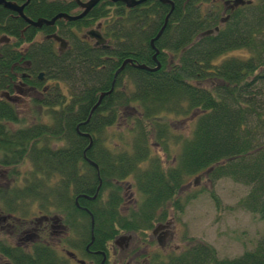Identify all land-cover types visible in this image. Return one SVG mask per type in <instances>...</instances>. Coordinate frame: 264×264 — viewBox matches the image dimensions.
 <instances>
[{
  "label": "trees",
  "instance_id": "obj_1",
  "mask_svg": "<svg viewBox=\"0 0 264 264\" xmlns=\"http://www.w3.org/2000/svg\"><path fill=\"white\" fill-rule=\"evenodd\" d=\"M170 1L174 11L154 46L169 4L149 0L128 9L106 1L72 25L77 31L45 28L43 35L58 34L70 43L64 52L53 39L35 42L38 31H25L23 19L0 7V36L15 42L0 45V94L23 80L34 94L29 103L35 120H23L19 108L0 99V166L9 169L1 206L56 212L69 218L81 249L93 244L104 251L122 235L146 244L172 211L183 210L178 199L188 179L206 173L213 182L228 178L249 188L242 208L264 222V0H245L252 4L233 12L227 8L231 0ZM53 9L37 0L25 14L49 19L59 12ZM98 22L109 49L78 35ZM241 50L248 56L226 57ZM62 83L69 85V96ZM176 119H191L193 129L178 135L171 122ZM27 165L22 172L19 166ZM129 182L141 200L125 211ZM0 252L13 264H69L48 246ZM151 259L150 264H264V236L253 252L234 260H220L204 244Z\"/></svg>",
  "mask_w": 264,
  "mask_h": 264
},
{
  "label": "rangeland",
  "instance_id": "obj_2",
  "mask_svg": "<svg viewBox=\"0 0 264 264\" xmlns=\"http://www.w3.org/2000/svg\"><path fill=\"white\" fill-rule=\"evenodd\" d=\"M232 56L247 57L248 52L245 50L233 51L226 55V57ZM54 85L55 82H49L47 84L48 87ZM17 87L20 88L19 82ZM60 87L64 94L70 95L69 85L62 83ZM18 92L15 90L12 96H21L20 101L17 102V108L20 110L21 118L29 121V123L32 121L35 122V120H32L33 107L29 103L30 97H34L33 92H28L27 89L23 90L25 95L19 94ZM171 122L177 134L185 135V133H189L193 129V125L189 126L191 119L187 121L176 119ZM126 137L128 136L126 135ZM55 145H60V143H52L53 147ZM179 149L180 147L176 146L175 151L179 152ZM154 151L165 162V154L158 146L154 147ZM19 168L22 172H25L31 166H19ZM8 171L9 169L0 166V193L8 186ZM129 181L131 182L132 179ZM130 182L124 184L125 211L135 206L136 202L141 200L140 194L135 189L133 190ZM249 192V188L228 178L213 182L206 173L191 177L188 179L178 199L183 206V210L172 211L170 213V219L164 225L168 233V238L163 243V249L159 246L158 239H155L151 243L150 238H148L146 246H144L143 242L139 245L138 240H136L133 247H139L138 251L142 253L140 261L143 263L142 259L146 257L145 253L149 254L151 258L156 255H162L164 253L163 250L174 254L188 249L192 244H204L212 247L217 252L220 260H234L248 252H253L264 236V222L258 216L252 215L242 208V202L247 198ZM30 209L31 211L29 210L28 214L26 212L23 214L24 217L19 216L25 219L27 224L43 217L40 214L39 206L35 205ZM1 211H3V206L0 204ZM54 215L61 217L56 212H53L52 216ZM150 236H153L152 232L149 233L148 237ZM14 241L16 239L11 236V232L0 231V247H5V244L14 246ZM46 241L52 245L51 247L57 250L61 258H67L66 252H71L76 254L78 260L86 264H92L91 261L85 258L83 250H81L72 232H69V235L67 233L66 236L56 235L49 237ZM3 256L5 254L0 252V264H8L7 261L1 258ZM131 257L130 252L123 255V257L117 256L116 259L110 260V264H129L131 263ZM9 264L13 263L9 262Z\"/></svg>",
  "mask_w": 264,
  "mask_h": 264
},
{
  "label": "flooded vegetation",
  "instance_id": "obj_3",
  "mask_svg": "<svg viewBox=\"0 0 264 264\" xmlns=\"http://www.w3.org/2000/svg\"><path fill=\"white\" fill-rule=\"evenodd\" d=\"M7 2L10 3H14L15 5L21 7L24 6L26 3L29 4L25 7L24 13L26 11V9L32 5V3L34 1L37 0H6ZM48 7H54V9L50 12H55L56 10H59L58 14H55V16H53L54 18H56L59 15H69L71 17H78L80 15H82L85 12V8L84 5L88 4L90 2V0H44ZM106 1L113 3L110 0H102L100 1L85 17H83L82 19L76 20V21H69L66 19H58L56 21V23L52 26H47L45 25L43 28L41 29H37L33 26H30L24 18H22L19 13L15 12V11H11L9 9H6L4 6H1V8H3L4 10L12 13V14H16L17 18H21L23 19L27 24V29L25 31H29L31 29H35L36 31H38V35L34 38L35 42L38 41H45V40H55L57 42V44H59L60 50L62 52H64L66 49H68L70 47V43L67 42V40L63 39L62 37L58 36V34H54L51 36H45L44 34V30L45 28H50V29H56V30H60V28L62 26H64L66 29H71L72 25L75 24H79L80 22L87 20V18L90 16V14L97 8H101ZM120 3V2H119ZM147 3V2H146ZM116 4V3H114ZM145 4V3H144ZM52 5V6H49ZM242 7V6H239ZM238 6H236V4L234 3V0H231L227 3V8L233 12L235 9L239 8ZM63 13V14H61ZM57 15V16H56ZM26 16V14H25ZM54 18H49L46 19L48 21L53 20ZM32 20V19H31ZM40 20V19H39ZM32 21H38L37 19H33ZM102 23L103 22H98L96 25L91 26L90 28L84 29L81 33L78 32V35L82 36V38H84L85 40H90L94 43V39H92L88 33L92 32V31H97L99 32L104 38V33L102 31ZM74 31H77L76 29H71ZM42 36V37H41ZM55 37H59L62 40H64V45H61V42L55 39ZM106 39V38H105ZM107 40V39H106ZM13 44L15 43L14 40L6 35L0 36V45L3 44ZM107 44H108V49H109V42L107 40ZM95 47H97L96 43L94 44ZM104 48L103 46H99ZM105 49V48H104ZM39 80L44 81V78L41 79L39 77ZM19 82V87H17V84ZM27 89L25 83L23 80L21 81H17L15 88L12 90V92H3L0 94V99H5L7 102L11 103L12 105H15L17 108V102L20 101L21 96L18 97H14L12 96V93H14L15 90L19 91V94H24L23 90ZM27 91L29 92L30 90L27 89ZM25 95V94H24ZM76 205L77 207H79V201H76ZM29 210L31 211V209H23V207L19 206L17 207L16 210H6L3 207V211L0 212V231L1 232H11V236L14 237L16 239V241H14V246L9 245V244H5V248L7 249H15L17 251H23V252H28V253H33L34 248L36 246H48L51 248V244L46 241V239H48L49 237H53V236H60V235H69V232H71V230L69 229L67 222H69V218L66 217H59V216H52L50 215H42L41 211L40 214L43 216L41 219H35V221L33 222H29L27 224L26 220L23 218H20L19 216H23V214L26 212L28 214ZM6 214H4V213ZM24 217V216H23ZM64 220V221H63ZM94 227L93 223H92V230L94 232ZM16 231V232H15ZM51 231V233H50ZM16 233V234H15ZM92 233V231H91ZM153 236H150L148 238H150V242L153 243V241L155 239H158V243L159 246L161 247V249H163V243L164 241H167L168 238V233L165 229L164 225H159L158 227H156L153 231ZM136 240H138V244L140 245L141 242H143L142 239H140L138 236L136 235H122L119 238L116 239V241L112 244H110L106 250L104 251H95L93 250V244H91L89 247H86L85 250H83L84 256L85 258H87L89 261H91L92 264H110V260L112 259H116L117 256L118 257H123V255H126L127 253L130 252V257H131V263L132 264H150V261L152 260L151 257L149 256V254L145 253V256L142 260H141V252L138 251L139 247H133L136 243ZM134 242V243H133ZM93 243H94V239H93ZM144 243V242H143ZM147 243H144V246H146ZM52 249H54L52 247ZM56 250V249H55ZM166 250H163V254L162 256L167 257L168 255H170V253L165 252ZM57 252V250H56ZM137 252V253H136ZM58 253V252H57ZM70 255H72L70 257ZM66 257L67 259H69V264L72 263H77V264H86L83 261L78 260L76 254H73L71 252H66ZM3 258L5 261H7V263L9 264V262H11L6 256L1 257ZM124 259V258H123ZM125 260V259H124ZM129 263V264H131ZM117 264V263H115Z\"/></svg>",
  "mask_w": 264,
  "mask_h": 264
},
{
  "label": "water",
  "instance_id": "obj_4",
  "mask_svg": "<svg viewBox=\"0 0 264 264\" xmlns=\"http://www.w3.org/2000/svg\"><path fill=\"white\" fill-rule=\"evenodd\" d=\"M100 1H102V0H90V2L88 3V4H86V5H84V8H85V12L82 14V15H80V16H78V17H71V16H69V15H66V14H63V15H59V16H57L56 18H54L53 20H51V21H48V20H46V19H40V20H38V21H32V20H30V19H28L26 16H25V13H24V10H25V7L29 4V2L28 3H26L24 6H21V7H19V6H17V5H15L14 3H10V2H7L6 0H0V5L1 6H4L6 9H9V10H11V11H15V12H17V13H19V15L22 17V18H24L25 19V21L30 25V26H33V27H35V28H37V29H41V28H43L45 25H47V26H52V25H54L55 23H56V21L58 20V19H66V20H69V21H76V20H79V19H82L83 17H85ZM110 1H112L113 3H123V4H125V6L128 8V9H133V8H136V7H138V6H140V5H142V4H144V3H146V2H148L149 0H110ZM158 1H160V2H162V3H164V4H169L171 7H172V9H171V12H170V14L168 15V17H167V19H166V23H165V26L163 27V29L161 30V32L159 33V35L157 36V38L152 42V45L154 46V43H155V41H157L161 36H162V34L164 33V31H165V29H166V27H167V24H168V20H169V18H170V16H171V14L173 13V11H174V4H173V2H171L170 0H158ZM235 3H236V5H244V4H246L245 2H244V0H235ZM88 35L91 37V38H93V39H96L97 40V46H104L105 48H108L107 46H106V44H107V41L104 39V37L99 33V32H97V31H92V32H89L88 33ZM55 39L56 40H58V42L60 41L61 42V45L63 46L64 45V41L62 40V39H60V38H58V37H55ZM132 62L129 60V61H126L124 64H123V66H122V68L117 72V75H116V77L121 73V71H123L124 70V68L126 67V65L127 64H131ZM136 67H138V68H140V69H148L146 66H136ZM160 68V66L158 67V69ZM40 78L42 79L43 78V74L40 76ZM113 91V90H112ZM111 92H109V93H106V94H103L101 97H100V100H99V103H98V105L94 108V110L101 104V102H102V99L105 97V96H107V95H109ZM93 110V111H94ZM91 164H92V166H94L97 170H98V166L96 165V164H94L93 162H91ZM97 198V196L95 197V199ZM94 199V200H95ZM93 226H94V223H93ZM72 255H70V257H71ZM73 257V256H72ZM80 264H82V263H80Z\"/></svg>",
  "mask_w": 264,
  "mask_h": 264
}]
</instances>
